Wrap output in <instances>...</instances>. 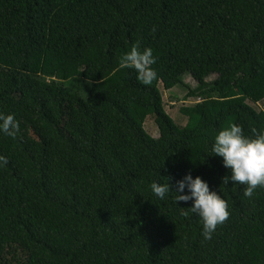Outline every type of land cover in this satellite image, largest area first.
I'll use <instances>...</instances> for the list:
<instances>
[{
	"label": "trees",
	"instance_id": "1",
	"mask_svg": "<svg viewBox=\"0 0 264 264\" xmlns=\"http://www.w3.org/2000/svg\"><path fill=\"white\" fill-rule=\"evenodd\" d=\"M137 40L156 57L149 85L118 66ZM160 85L197 100L185 124ZM263 100L264 0H0V112L19 122L0 134V264H264V188L224 185L211 154L231 123L264 129ZM185 172L228 202L210 240L180 214L191 201L150 191Z\"/></svg>",
	"mask_w": 264,
	"mask_h": 264
},
{
	"label": "clouds",
	"instance_id": "2",
	"mask_svg": "<svg viewBox=\"0 0 264 264\" xmlns=\"http://www.w3.org/2000/svg\"><path fill=\"white\" fill-rule=\"evenodd\" d=\"M155 32V26L150 29ZM156 57L150 46L141 47L140 41L133 42L119 57V68H131L135 70L138 81L149 85L157 78V72L152 65ZM19 130V122L15 116L0 112V134L15 137ZM211 154L222 158V165L228 169L229 174L221 177V183L243 185V195L251 197L257 187L264 188V129L257 131L251 129V134H245L241 125L231 123L227 127L218 130L213 138ZM7 164V157L0 155V166ZM151 193L161 200L166 195L174 193L173 200L191 201L187 211H181V215L189 213L199 217L201 223L200 235L203 240H210L217 226L229 216L227 200L216 190L210 189L208 182L199 175L193 176L190 172L175 181L174 189L169 180L153 181L149 185Z\"/></svg>",
	"mask_w": 264,
	"mask_h": 264
},
{
	"label": "rangeland",
	"instance_id": "3",
	"mask_svg": "<svg viewBox=\"0 0 264 264\" xmlns=\"http://www.w3.org/2000/svg\"><path fill=\"white\" fill-rule=\"evenodd\" d=\"M215 78H216V74H212L207 78V80L210 81ZM183 80L189 86L195 87L197 85V81H195L190 74H185L183 76ZM80 82H82L81 79L73 78L67 80L66 84L70 86H74L80 95H84L85 92L84 88L81 85H78L80 84ZM160 90L162 91L165 108L169 113V115L174 119V121L177 124L180 125L185 124L187 122V118L180 113L179 109L182 105H190L196 102L197 100L194 98H189L186 101L184 95L187 93V89L180 86H176L171 90H164L163 87L160 85ZM255 107L258 109H264V100L258 102L257 105H255ZM144 128L153 137L159 136V130L154 122V115L147 116L144 122Z\"/></svg>",
	"mask_w": 264,
	"mask_h": 264
}]
</instances>
